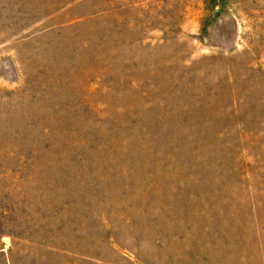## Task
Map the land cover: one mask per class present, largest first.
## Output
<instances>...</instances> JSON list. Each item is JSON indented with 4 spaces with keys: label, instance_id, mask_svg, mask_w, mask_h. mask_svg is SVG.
<instances>
[{
    "label": "rangeland",
    "instance_id": "rangeland-1",
    "mask_svg": "<svg viewBox=\"0 0 264 264\" xmlns=\"http://www.w3.org/2000/svg\"><path fill=\"white\" fill-rule=\"evenodd\" d=\"M0 264H264V0H0Z\"/></svg>",
    "mask_w": 264,
    "mask_h": 264
}]
</instances>
